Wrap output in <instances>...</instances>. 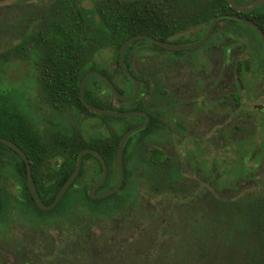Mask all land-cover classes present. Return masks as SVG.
I'll return each instance as SVG.
<instances>
[{
  "label": "trees",
  "instance_id": "16d2710c",
  "mask_svg": "<svg viewBox=\"0 0 264 264\" xmlns=\"http://www.w3.org/2000/svg\"><path fill=\"white\" fill-rule=\"evenodd\" d=\"M26 1L38 13L25 17L27 22L23 19L15 25L19 41L12 48L13 56L33 60L37 69L36 91L48 105L89 115L95 113L81 103L78 87L83 75L99 65L103 49L112 50L111 61L120 71L118 51L126 38L143 33L166 39L185 29H204L213 16L233 11L226 0H46L44 8H40L39 3L45 0ZM136 42L128 44L125 53ZM128 128L106 138L110 146L104 152L99 144L104 139L92 141L84 135L82 128L74 139L63 136L52 137V141L43 140L37 134H30L25 118L19 112L7 113L0 108V136L11 140L26 154L36 192L45 204L52 202L73 170L78 151L85 147L98 149L107 166L106 178L99 190L114 185L118 178L116 149ZM91 158L94 157L90 153L82 156L77 176L58 203L49 210H42L29 192L23 160L12 148L0 142V219L8 222L14 216L18 221L29 222V233L33 238L29 242L36 248H26L23 244L27 241H21L18 246L21 257L15 264H43V257L57 254L62 242L67 244L62 259L69 264H83L88 258L92 264L100 258L104 259L103 264H123L125 259L130 260V264H264V192L253 197L242 195L234 200H222L208 192L203 199L206 207H203L201 195H191V191L187 193L191 199L181 201L185 207L179 209L181 224L185 226L187 222L190 227L185 229L180 225L169 234L163 231L165 239H170L167 243L155 239L154 248L152 245L155 250H147L149 253L138 256L130 255L125 247L129 242L118 249H123L119 253L114 248L112 254L108 247L100 255L93 254L95 242L92 236L94 238L100 232V227L104 229L98 221L111 218L121 210L124 204H119V195L135 175L123 164L122 187L106 197L91 198L88 188L101 174L97 160L96 166L89 165ZM6 161H15L18 197L2 184L4 172L1 167ZM151 187L154 193L159 192V185ZM132 193L135 198L137 190ZM72 214H75L74 219L64 217ZM149 221L152 220L149 218ZM49 228L58 229V243L54 242ZM104 240L114 243L107 237ZM46 241L50 245L48 250L43 247Z\"/></svg>",
  "mask_w": 264,
  "mask_h": 264
},
{
  "label": "flooded vegetation",
  "instance_id": "af4514ba",
  "mask_svg": "<svg viewBox=\"0 0 264 264\" xmlns=\"http://www.w3.org/2000/svg\"><path fill=\"white\" fill-rule=\"evenodd\" d=\"M252 1L234 0L236 5H246ZM46 4V0L42 1L39 7L44 8ZM231 7L232 12L223 14L248 19L264 35V2L244 11ZM236 22L245 25L249 31L242 29ZM207 26L204 29L193 27L196 30L193 36L186 34L190 29H185L158 40L171 44L192 43L203 36ZM244 36H248L247 43ZM135 41L123 56L125 67L137 84V92L132 100L119 99L94 74L87 78L83 87L85 100L98 105L93 106L118 112L134 110L144 112L148 117L145 126L134 132L136 136L132 139L129 136L124 143L122 162L135 178L121 191L119 204L131 199L135 204L140 184H144L151 192V186L159 185V192L153 193L170 192L177 198L176 202L189 197L187 193L191 191V195L199 194L194 187L187 188L184 180L180 182L183 179L181 169L185 167L193 175L189 173L184 179H195L206 188L207 184L218 186V169H253L261 155L260 152L254 153L257 132L261 133L264 141V103L257 102L264 101V48L258 31L236 18L223 17L215 22L206 40L192 48L171 49L147 39ZM197 47L200 48L187 55L182 53ZM247 47L250 52L244 50ZM113 64L111 58L99 60V65L88 71L101 73L118 92L131 96L132 80L120 66L118 71ZM36 97L41 107H37L40 120L34 125L32 121H27L26 126L30 134H37L43 140L52 141V137L63 136L74 139L79 128L87 129L84 135L88 137L96 130L98 135L91 134L89 138L92 141L103 138L99 144L101 150L107 152L110 144L106 138L125 127H129V130L145 122L142 113L121 117L104 115L114 117L105 118L101 116L103 114L95 112L96 115H89L75 109L55 108L40 95ZM249 101L260 121L259 130H256L255 125H250L252 115L247 109ZM33 115L31 108L29 117ZM95 116L99 118L96 120ZM240 122H249V126L241 125ZM263 147L259 145L260 150ZM212 153L214 156L209 160L208 155ZM92 156L94 158L89 164L96 166V160H99ZM247 160L251 162L245 165ZM100 186L95 193L105 191H100ZM231 186L234 187L233 191H238V181L231 182ZM134 189L137 190L135 198L132 195ZM212 191L209 188L206 192Z\"/></svg>",
  "mask_w": 264,
  "mask_h": 264
},
{
  "label": "rangeland",
  "instance_id": "374dc122",
  "mask_svg": "<svg viewBox=\"0 0 264 264\" xmlns=\"http://www.w3.org/2000/svg\"><path fill=\"white\" fill-rule=\"evenodd\" d=\"M35 12L38 13V10L32 9V6L26 0H0V108L5 109L7 113L13 111L19 112L25 118L26 122L32 121L33 125L37 120H40L41 117L37 110L41 108L36 97L37 69L33 60L15 58L12 48L19 41L17 38L19 31H17L18 29H16L15 25H17V23L19 24L23 19L27 22L25 17H31ZM238 25L242 29L249 31L245 25L241 23ZM195 31L194 28H191L186 34L193 36ZM244 37L246 38L244 41L247 43L248 36ZM28 44L27 42V46ZM199 48L200 47L183 51L182 53L187 55V53H191ZM249 49V47L244 48L246 52H250ZM27 53L30 54L29 49ZM112 55V50L105 48L101 53L100 61H107L109 58L112 59ZM249 102L247 109L252 115V118H250V125H255L256 130H259L261 129L260 121L257 117L256 110L251 105L252 102ZM257 102L260 104L264 103L262 100ZM31 108L34 115L30 118L29 114ZM97 117L98 116H95L96 120L99 118ZM255 117L256 119L254 120ZM240 124L249 126V122H240ZM82 130L86 134L87 129L83 128ZM96 132V130H93L91 134L97 136L98 134H96ZM257 133L258 136L254 138V153H261L259 163H257L253 169H218L217 176L219 180L217 183L219 187L214 184H207L206 188L201 185L199 181L196 182L195 179H184L189 176V173L193 175V172L187 167H185L186 169H181L183 179H181L180 182L184 180L187 182L184 183L187 188L194 187V189L200 192L201 206L206 207V201H203V199L208 193L206 191L209 188L213 189L212 193L222 200H234L242 195L253 197L256 193L264 192V147L263 150L259 149L260 144L264 146V141L262 140L261 133ZM91 134H88V137H90ZM134 136H136V133H132L130 139L134 138ZM208 156L209 160H211L214 154L212 153ZM250 162L251 161L247 160L245 165ZM14 163L15 161H6L3 163L1 169L4 174L1 180L3 186L7 188L14 197H18V184L14 174ZM207 172L209 173V171ZM233 181H238L239 183L237 192L233 191L234 187L231 186V182ZM138 191L135 204L133 200H129L121 206V210L115 212L111 218H102L98 221V224L104 226V229L100 227V232L94 235V238L92 236L95 242V244L92 245L93 254L100 255L108 247H111L112 254L114 253V248L117 250L116 253H119L123 249H118L122 247L125 242H129V245L126 246L125 244V247L129 250L130 255L138 256L140 253H149L151 249L153 252V250H155L153 248L156 244L155 239H159L163 244L167 243L170 239H165V234L173 233L176 228L179 229L181 227V221L183 220L179 209L185 207V204L181 203V201L186 199L188 202V200L191 199L190 195L186 198H180L178 199L179 201L176 202L177 198H175L173 194H170V192L157 195L151 192L144 184L139 185ZM147 214H150V216H147ZM122 216L124 217L123 220H121ZM64 217L74 219L75 214L71 216L66 215ZM149 218L152 221H149ZM19 220L23 219L20 218ZM30 227L29 222L25 223L23 221H18L17 217L14 216L12 218L10 217L8 222L0 219V264H15V260L21 257L18 246L22 244L23 241H27V243L23 244L26 248L36 249L31 242H29V240H33L29 233L31 232ZM189 227L190 225L185 222L184 228L188 229ZM57 231L58 229L56 228H49V232L53 235L54 242L56 243L59 242ZM163 231L166 233H162ZM105 237L109 238L114 243L106 242L104 240ZM65 245L67 244L62 242L59 245V252L57 254L52 253V257L49 255L44 256L42 259L43 264H69L62 259ZM43 247L46 250L49 249L50 245L48 241L43 244ZM147 250H149V252H146ZM156 254L158 255L159 252H156ZM69 256H71V253H69ZM109 258H111V255H109ZM89 260L91 259L88 258V260H83V264H92ZM124 261L123 264L131 263L130 260L125 259ZM103 262L104 259L100 258L96 264H103ZM16 264H19V262Z\"/></svg>",
  "mask_w": 264,
  "mask_h": 264
},
{
  "label": "water",
  "instance_id": "95a60500",
  "mask_svg": "<svg viewBox=\"0 0 264 264\" xmlns=\"http://www.w3.org/2000/svg\"><path fill=\"white\" fill-rule=\"evenodd\" d=\"M228 2L229 5L233 6L234 8L240 10V11H244L247 9H250L262 2H264V0H253L252 2L246 4V5H236L234 0H226ZM223 17H229V18H236L242 22H244L245 24H248L252 27H254L259 35L260 38L262 40L263 43V48H264V35L263 33L260 31V29L251 21H249L246 18L243 17H239V16H234V15H230V14H217L215 16L212 17V19L210 20L205 33L203 34V36L198 39L197 41H194L192 43H188V44H171V43H167L161 40H158L156 38H154L153 36H150L148 34H135L132 35L128 38H126L123 43L120 45L119 47V51H118V63L120 68L126 73V75L132 80L133 82V92L131 96H124L122 95L120 92H118V90L113 86V84L101 73L97 72V71H88L86 72L83 77L80 80L79 83V87H78V93H79V98L82 102V104L89 110L98 114H103V115H110V116H115V117H121V116H125V115H131V114H135V113H142L145 115V122L140 125V126H136L133 127L127 131H125L122 136L120 137L119 141H118V145H117V149H116V162H117V169H118V178L116 183L110 187L109 189L100 192V193H95V190L104 182L105 178H106V174H107V166L106 163L102 157V155L95 149L90 148V147H85L82 148L78 151L77 153V157H76V162H75V166L73 168V170L71 171V173L68 175V177L66 178V180L64 181V183L61 185V187L59 188L57 194L55 195L54 199L52 200V202L50 204H45L39 197L38 194L36 192L35 186H34V182H33V178H32V174H31V167H30V163L29 160L26 156V154L23 152V150L18 147L16 144H14L11 140L5 138V137H1L0 136V142L4 143L5 145L9 146L10 148H12L23 160L24 164H25V170H26V181H27V186L29 189V192L31 194V197L34 201V203L36 204V206L42 210H49L51 208H53L58 201L60 200V198L62 197V195L65 193V191L68 189V187L70 186V184L73 182V180L75 179V177L77 176V173L80 169L81 166V159L82 156L85 153H90L92 155H94L100 162L101 165V174L100 177L98 179V181L91 187L88 188V195L91 198H103L106 197L114 192H116L120 186L123 183V177H124V171H123V162H122V151H123V147H124V143L127 140V138L134 132H136L137 130L141 129L142 127L145 126L146 122H147V115L144 112H138V111H134V110H129V111H112V110H108V109H104V108H100V107H96L93 106L91 104H89L84 96H83V87L84 84L87 80V78L90 75H97L99 76L105 83L106 85L110 88V90L121 100L123 101H129L132 100L137 92V84L133 78V76L129 73V71L127 70V68L124 65V52L126 47L128 46V44H130L131 42L138 40V39H147L150 40L162 47L165 48H171V49H182V48H192L195 46L200 45L202 42H204L210 32V30L212 29V27L214 26L215 22L219 19V18H223ZM1 209V208H0Z\"/></svg>",
  "mask_w": 264,
  "mask_h": 264
}]
</instances>
